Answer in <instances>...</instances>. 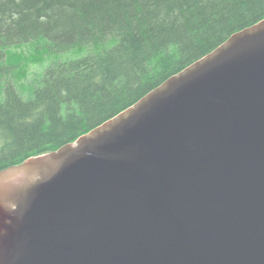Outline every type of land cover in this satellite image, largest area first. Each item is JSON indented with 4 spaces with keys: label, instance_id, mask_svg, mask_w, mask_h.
Returning a JSON list of instances; mask_svg holds the SVG:
<instances>
[{
    "label": "water",
    "instance_id": "1",
    "mask_svg": "<svg viewBox=\"0 0 264 264\" xmlns=\"http://www.w3.org/2000/svg\"><path fill=\"white\" fill-rule=\"evenodd\" d=\"M0 264H264V19L2 170Z\"/></svg>",
    "mask_w": 264,
    "mask_h": 264
},
{
    "label": "trees",
    "instance_id": "2",
    "mask_svg": "<svg viewBox=\"0 0 264 264\" xmlns=\"http://www.w3.org/2000/svg\"><path fill=\"white\" fill-rule=\"evenodd\" d=\"M263 19L264 0H0V62L18 46L49 59L25 90L2 71L0 172L75 142Z\"/></svg>",
    "mask_w": 264,
    "mask_h": 264
},
{
    "label": "rangeland",
    "instance_id": "3",
    "mask_svg": "<svg viewBox=\"0 0 264 264\" xmlns=\"http://www.w3.org/2000/svg\"><path fill=\"white\" fill-rule=\"evenodd\" d=\"M40 52L34 47H12L10 48L5 58L2 60L3 69H0V85L4 81L2 71H10L12 75V81L17 85V88L25 90L30 88V85L35 83L38 74L41 70L45 69L49 59H44L43 63L37 65V58L40 57ZM40 61V59H39ZM41 67V68H40ZM1 68V67H0Z\"/></svg>",
    "mask_w": 264,
    "mask_h": 264
}]
</instances>
